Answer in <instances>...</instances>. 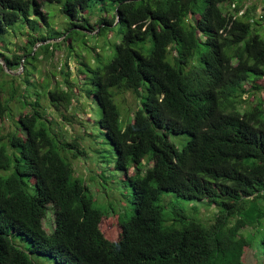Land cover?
Returning a JSON list of instances; mask_svg holds the SVG:
<instances>
[{"label":"trees","instance_id":"1","mask_svg":"<svg viewBox=\"0 0 264 264\" xmlns=\"http://www.w3.org/2000/svg\"><path fill=\"white\" fill-rule=\"evenodd\" d=\"M46 2L61 3L68 29L114 31L120 40L108 61L102 44L77 52L93 122L71 140L52 129L40 103L42 90L55 110L79 100L69 72L50 74L64 75V88L50 75L39 84L28 77L41 54L63 43L73 51L79 30L57 33L53 43L26 35V50L0 54L11 71L23 65L22 74L0 73V119L15 125L0 127V264H39L33 256L54 264H246L256 241L254 258L264 264V96L251 94L264 91L263 12L243 0H0V31L48 24ZM96 45L101 52L89 63L85 51ZM21 77L34 90L22 89L15 116L9 103ZM126 93L135 106H122ZM170 135L186 137L181 148ZM79 157L100 165L114 196H99L76 174L71 159ZM197 201L213 205L208 219L186 212L184 203ZM109 216L120 230L114 240L100 227Z\"/></svg>","mask_w":264,"mask_h":264},{"label":"rangeland","instance_id":"2","mask_svg":"<svg viewBox=\"0 0 264 264\" xmlns=\"http://www.w3.org/2000/svg\"><path fill=\"white\" fill-rule=\"evenodd\" d=\"M244 3L250 4H256V12H263V19L259 22L257 25L259 28V32L262 37H264V11L262 8V0H243ZM222 6V5H221ZM61 3L56 2H46L43 6V10H45L48 13L49 19L48 24L44 25L41 21H39V24L37 22L31 21L32 24L23 22V26L19 30H5L3 32L0 31V54L4 55L9 52L17 51V52H23V50H26L28 48L26 44V35L32 36L38 35L43 36L46 39V41H43V43L46 42H55L57 40H60L62 38L56 37L57 33H63L61 37H64L67 32H69L71 29H77L79 30L76 33V36L72 39L74 44V50L68 52V47L66 44H62L61 47L56 48L51 55H43L41 54L40 58L36 61L35 64V70L30 72L29 80L35 81L41 83V80H46V75L52 74L54 71H58L60 68L65 67L64 70L68 71V78L75 82V85L73 86L74 91L76 94L79 95V100L71 101L72 103L68 105L66 108L64 106H61L59 110H55L52 106L49 105L48 99L44 96V92L42 90V93L40 95V103L41 108H45L46 116L49 120H52V129H54L57 132H61L64 137L67 140H71L72 137L75 136L77 133H82L85 129V124H91L93 122V115L91 113V109H89L90 103V97H87V94L82 89V82L84 80V75L80 72V64L82 62V58L79 57L77 54L78 51H80L82 54H84L83 50L80 48L81 46H84L85 42L89 46H94V44H102L103 52V60L108 61L110 58V55L113 52L112 43L115 41L120 40V38L116 37L114 34V31H107L102 33L99 36H92L91 32L87 28H82L79 26H71L69 29L68 27L71 25V20L66 15H64L61 11ZM101 16V13L96 10L95 14L90 16V22L96 25L95 19ZM34 20V19H33ZM81 22H84L82 19H80ZM21 25H17L14 27L19 28ZM101 25H99L100 27ZM96 31V30H95ZM95 33V32H93ZM42 41H37L34 44V49L37 48ZM96 47L91 50V54L87 51L86 52V59L89 63H92L93 54L96 52H101V49L99 47ZM110 47V51L107 52L106 48ZM107 53H109L107 55ZM90 55V57H89ZM106 56V57H105ZM85 58V55H84ZM0 60H3V58L0 56ZM4 61V60H3ZM1 63V61H0ZM3 66V64L1 63ZM1 70V69H0ZM23 65H21L17 69H13V72L16 74H22ZM2 71V72H1ZM0 73L4 76L6 70L3 66V70H1ZM5 71V72H4ZM15 74V75H16ZM6 77H0V80L5 79ZM11 78V77H9ZM64 79V75L60 73H55L54 75H50L49 80L54 84L56 81L59 82V86L61 88H64L65 85L62 83V80ZM15 85H17L18 89L15 92L14 97L10 100L9 106L11 107L14 115L16 116L18 114V110L20 107V101L21 98V91L22 89L28 87L30 92H33L34 88H31L28 83L24 81V78L21 77L17 81L14 82ZM260 84L264 85V79L260 81ZM29 85V86H28ZM50 85V86H51ZM8 86V84H7ZM41 88V86H39ZM43 89V88H42ZM255 93V95H262L264 96V91L261 92H253L252 95ZM8 96L7 90L1 92V98L4 99V97ZM247 97V95H244ZM28 100H34L36 96L31 93L26 97ZM121 104L123 107H133L136 104V98L131 93H126L125 96L121 97ZM76 106V107H75ZM29 107V105L27 106ZM74 113V115H72ZM63 114H67L68 118H64ZM14 118V117H13ZM12 117H8L4 115L3 119H0V127L2 128V131H8L10 129H14L15 125L13 122ZM186 137L181 136H174L170 135V140L173 141L177 147L181 148L182 144L184 143ZM84 144H87L86 141H83ZM83 157V156H82ZM82 157L71 159L73 166L77 168L76 174H81L82 177L85 178V181L90 186L91 190L95 193L97 192L99 196H102L103 198H111V195L114 196L112 191L116 192V189L114 188V182L113 180L109 179L105 186H103L104 180L101 178V167L99 164H93L90 160L83 159ZM90 170L92 172H90ZM93 173L94 177L92 179L89 178V174ZM107 173V171L105 172ZM185 204V210L190 216H194L198 219L205 217V219H208L211 216V213L208 215L205 214L207 210L214 211L213 205H205L203 204V201H197V202H189L184 203ZM194 205V206H193ZM51 217V216H49ZM200 217V218H199ZM46 220V218H45ZM44 220V221H45ZM48 226L50 224L46 222L44 224V227L48 229ZM100 227L104 233V235L108 239H116L119 233V226L117 223L116 216H109L104 217L100 223ZM26 240L22 238H17V243L20 246H23L24 248L26 246ZM255 251H261L262 247L258 245V242L253 243ZM254 249L246 248L245 254L243 256L244 262L246 264H257L255 258H254ZM33 258L38 261L39 264H54L52 260L45 258V257H36L33 256Z\"/></svg>","mask_w":264,"mask_h":264},{"label":"water","instance_id":"3","mask_svg":"<svg viewBox=\"0 0 264 264\" xmlns=\"http://www.w3.org/2000/svg\"><path fill=\"white\" fill-rule=\"evenodd\" d=\"M0 61H1V63L3 64V66H4V68H5L6 71L11 72V73H14L13 71H11V70H9V69L7 68V66H6V64H5V62H4L3 60H0Z\"/></svg>","mask_w":264,"mask_h":264},{"label":"built area","instance_id":"4","mask_svg":"<svg viewBox=\"0 0 264 264\" xmlns=\"http://www.w3.org/2000/svg\"><path fill=\"white\" fill-rule=\"evenodd\" d=\"M241 13V12H240Z\"/></svg>","mask_w":264,"mask_h":264}]
</instances>
